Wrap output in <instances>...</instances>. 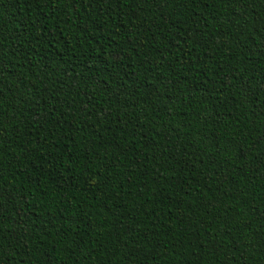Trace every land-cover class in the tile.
<instances>
[{
  "label": "trees",
  "instance_id": "16d2710c",
  "mask_svg": "<svg viewBox=\"0 0 264 264\" xmlns=\"http://www.w3.org/2000/svg\"><path fill=\"white\" fill-rule=\"evenodd\" d=\"M0 264H264V0H0Z\"/></svg>",
  "mask_w": 264,
  "mask_h": 264
}]
</instances>
